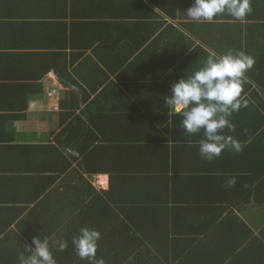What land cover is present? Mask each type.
I'll list each match as a JSON object with an SVG mask.
<instances>
[{"label":"trees","instance_id":"trees-1","mask_svg":"<svg viewBox=\"0 0 264 264\" xmlns=\"http://www.w3.org/2000/svg\"><path fill=\"white\" fill-rule=\"evenodd\" d=\"M39 1L0 0V18H12L10 6L29 12L25 5ZM90 2L81 0L82 8ZM250 2L252 11L242 21L225 13L211 22L176 25L179 11L192 0H127L125 13L134 22L124 40L129 49L136 39L142 50L136 57L129 53L134 58L128 62H116L112 76L100 69L103 80L92 88L80 66L70 68L37 49L39 40L46 48L65 45L52 35L55 24L32 14L25 23L3 26L12 32L1 38L0 62H14L11 75L19 81L0 83V264H20V256H28L25 247L38 235L49 238L56 264H89L72 244L81 227L100 232L96 257L106 264H169L178 242L214 240L216 232L198 227L201 207L215 203L221 208V225L247 233L223 249L222 263L264 264V223L252 231L241 218L243 204L253 202L255 210L264 206V0ZM125 4L93 0L91 5L114 17L113 10ZM183 28L195 36L188 37ZM70 30L74 38V28ZM242 40L252 49L242 51ZM228 51L254 58L242 80L247 107L229 118L233 131L223 130L242 150H225L207 161L199 155L203 130L185 133L181 115L172 113L164 98L172 84L198 70L211 52L220 56ZM69 69L75 77H67ZM49 71L77 84L81 95L59 97L55 89L48 98L43 80ZM41 97L52 102L49 112L40 113L49 138L17 143L10 124L24 120L29 103ZM62 147L77 148L79 156ZM98 175L108 176L107 190L91 184ZM233 176L235 185L225 187ZM59 240L67 243L63 251L57 250Z\"/></svg>","mask_w":264,"mask_h":264},{"label":"crops","instance_id":"crops-1","mask_svg":"<svg viewBox=\"0 0 264 264\" xmlns=\"http://www.w3.org/2000/svg\"><path fill=\"white\" fill-rule=\"evenodd\" d=\"M92 1L93 0L90 2V6L86 5L85 8H82L81 0H41L37 4H26L25 6H30L32 10L29 12L25 11L24 6L16 10L15 7L10 6V8L13 9V11H11L13 13L12 18H0V23H3L0 28V42H3L1 39L2 37L7 38L8 36H6V34L12 32L11 28H3L4 25L14 27L10 24H13L15 21L19 22V24L21 22L25 23L30 15L37 14L39 17L43 18L40 20H46L48 23L52 22L57 26V30L52 32L54 38L57 37L58 41H66L65 45L46 48L44 46L47 43L44 40H39L37 49L41 54H44V56L49 55L51 57H56V59L60 61L68 62L70 68L76 67L78 69L80 66L82 75L85 76L89 86L92 88L94 84H97L98 80H103V74L100 72V69L106 73H111L110 70L113 69V65L116 64V62L119 64L121 61L123 62V59L128 62L129 57L130 59L134 58V52L136 57L138 56V52L142 50L140 49L142 48L140 46L141 44L136 39L130 40L131 44L129 49L127 48L128 42L124 40V38H127L126 36L130 29L129 24L134 22V19L129 18L126 14L129 11L127 0H115L118 5L120 4L119 6L123 3L125 4V2L126 4L123 7H118L117 10H113L114 17H109L108 10H103V7L100 8L96 5L92 6ZM96 1L99 0H95V3ZM37 7L38 10L34 11ZM186 11V8L179 11L177 19L173 21L176 25L180 22L184 25L197 22L196 20L186 17ZM72 23H74V25L71 28L70 25ZM73 28L74 38L70 30ZM65 30L68 31L67 39ZM183 31L188 37L192 38V36H195L188 34L184 28ZM51 44L56 45L57 43L53 41ZM240 45L244 52L248 49H252V47L248 48L243 40ZM261 49L264 51V44L260 50ZM0 52H2L1 49ZM66 52L67 59H63ZM131 52H133V55L128 56ZM250 52L256 53L254 50ZM217 57H219V55H217ZM110 62L115 63L110 64ZM13 64L14 62H0V83H18L19 80H16V77L11 75L10 65L13 66ZM67 73L68 78L75 77L72 69H69ZM57 76V73L53 71L48 72V76H45L43 80L44 91L48 89H58L59 97H62L61 95L63 93H67L69 96H72L73 93L81 95L80 89L77 88V84L69 81L66 82ZM151 77L150 79H154L156 75H151ZM74 80H77V78ZM91 88L85 86L88 92ZM51 105L52 102L47 101L46 97L36 98L29 103L28 109L25 112L26 118L21 121H14L10 124V130L14 133L17 143L38 142L49 138L48 124L43 121L44 118L40 113L43 111L49 112L48 106L50 107ZM63 148L66 147L61 148L64 152ZM91 184L98 190H107L109 184L108 176H94L91 179ZM243 205L246 211L241 217L242 221H244L252 231L257 230L258 232L259 228L264 223V209L260 208H264V206H260L255 210L256 208L253 202ZM220 209L217 203L210 204L209 208L206 206L201 207L202 222L199 224L200 227H198V229L200 230L201 227L208 226L211 233L216 232L214 240L206 239L202 241L201 239L203 237H200V239L193 238L189 240L188 238L185 239L186 241L178 242L173 247L175 256L171 259L169 264H179L178 260L182 259L185 264H223L220 259L221 252H224L223 249L227 247L229 243L236 244L245 239L247 233L243 228L239 229L237 226L221 225L223 223V217L219 220L218 216L220 214ZM225 242L228 243L225 244Z\"/></svg>","mask_w":264,"mask_h":264},{"label":"clouds","instance_id":"clouds-1","mask_svg":"<svg viewBox=\"0 0 264 264\" xmlns=\"http://www.w3.org/2000/svg\"><path fill=\"white\" fill-rule=\"evenodd\" d=\"M252 11L250 0H192L186 17L199 22H211L215 17L228 14L242 21ZM254 58L242 51H228L219 57L208 56L203 65L190 76H184L171 86V94L164 98L172 113L182 117L181 125L188 135L203 130L199 141V155L212 161L225 150L240 152L242 145L233 136L224 134V129L234 130L230 122L233 112L247 107L248 101L242 96L244 74L252 68ZM236 178L230 177L225 187L235 185ZM100 232L81 227L72 238L76 254L89 264H106L96 257ZM57 250L63 251L67 243L56 242ZM28 256H20V264H56L50 248L49 238L34 236L30 246L25 247Z\"/></svg>","mask_w":264,"mask_h":264},{"label":"water","instance_id":"water-1","mask_svg":"<svg viewBox=\"0 0 264 264\" xmlns=\"http://www.w3.org/2000/svg\"><path fill=\"white\" fill-rule=\"evenodd\" d=\"M64 152L68 155H73V156H79L78 153H77V148H63Z\"/></svg>","mask_w":264,"mask_h":264},{"label":"built area","instance_id":"built-area-1","mask_svg":"<svg viewBox=\"0 0 264 264\" xmlns=\"http://www.w3.org/2000/svg\"><path fill=\"white\" fill-rule=\"evenodd\" d=\"M47 96H48V98H51V96L53 95V93H55V89H48L47 90Z\"/></svg>","mask_w":264,"mask_h":264}]
</instances>
